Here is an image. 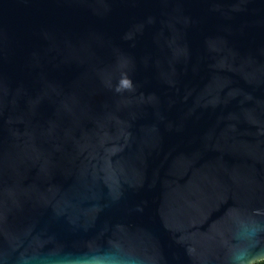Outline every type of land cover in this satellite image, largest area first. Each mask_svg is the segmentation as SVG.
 <instances>
[{"label":"water","instance_id":"1","mask_svg":"<svg viewBox=\"0 0 264 264\" xmlns=\"http://www.w3.org/2000/svg\"><path fill=\"white\" fill-rule=\"evenodd\" d=\"M259 260L264 0H0V264Z\"/></svg>","mask_w":264,"mask_h":264},{"label":"clouds","instance_id":"2","mask_svg":"<svg viewBox=\"0 0 264 264\" xmlns=\"http://www.w3.org/2000/svg\"><path fill=\"white\" fill-rule=\"evenodd\" d=\"M121 83H122L124 88H129L130 89L132 87L131 82L129 80H127V79L122 80ZM116 91H121V87L119 85L117 86Z\"/></svg>","mask_w":264,"mask_h":264},{"label":"trees","instance_id":"3","mask_svg":"<svg viewBox=\"0 0 264 264\" xmlns=\"http://www.w3.org/2000/svg\"><path fill=\"white\" fill-rule=\"evenodd\" d=\"M255 264H264V260H259V261L255 262Z\"/></svg>","mask_w":264,"mask_h":264}]
</instances>
